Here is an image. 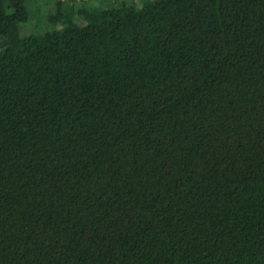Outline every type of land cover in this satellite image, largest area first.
Segmentation results:
<instances>
[{"label": "trees", "instance_id": "1", "mask_svg": "<svg viewBox=\"0 0 264 264\" xmlns=\"http://www.w3.org/2000/svg\"><path fill=\"white\" fill-rule=\"evenodd\" d=\"M75 2L0 0V264H264V0Z\"/></svg>", "mask_w": 264, "mask_h": 264}, {"label": "rangeland", "instance_id": "2", "mask_svg": "<svg viewBox=\"0 0 264 264\" xmlns=\"http://www.w3.org/2000/svg\"><path fill=\"white\" fill-rule=\"evenodd\" d=\"M95 2V3H97L96 1L97 0H76V6L78 7V6H80V5H83L84 3L83 2H85V3H88V2ZM115 1V0H114ZM116 1H119V0H116ZM122 1V0H121ZM130 1H132V2H134V3H136L137 5H141V2H142V0H130ZM46 6L48 7V3L46 4ZM80 24H83V21H81V20H79L78 21ZM42 26L43 27H46V25L45 24H42ZM38 27H40V28H42L41 26H38ZM31 29V27L29 26H25L24 28H23V30H24V32H27V31H29Z\"/></svg>", "mask_w": 264, "mask_h": 264}]
</instances>
